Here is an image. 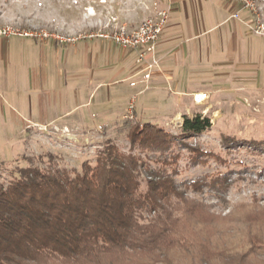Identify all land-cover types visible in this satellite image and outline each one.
<instances>
[{
	"label": "rangeland",
	"instance_id": "rangeland-1",
	"mask_svg": "<svg viewBox=\"0 0 264 264\" xmlns=\"http://www.w3.org/2000/svg\"><path fill=\"white\" fill-rule=\"evenodd\" d=\"M157 10L169 13L156 48L160 70L134 88L137 53L115 44L111 34L136 28ZM2 26L34 37L0 38L1 182L8 184L19 168L48 167L51 156L60 167L80 171L83 163H95L107 140L128 153L121 129L134 102L130 120L156 123L175 136L184 115L210 117L211 129L190 146L226 162L191 166L190 152L176 148V179L183 184L230 173L232 187L225 200L208 189L190 192L192 198L223 215L255 200L264 207V0H0ZM187 92L210 98L197 106L192 94L180 95ZM225 137L252 146L229 152ZM255 226L229 223L226 240L238 245Z\"/></svg>",
	"mask_w": 264,
	"mask_h": 264
},
{
	"label": "trees",
	"instance_id": "trees-1",
	"mask_svg": "<svg viewBox=\"0 0 264 264\" xmlns=\"http://www.w3.org/2000/svg\"><path fill=\"white\" fill-rule=\"evenodd\" d=\"M211 127L210 117L184 115L175 136L156 123L125 119L128 153L107 140L95 163H83L80 171L60 167L53 156L46 168H19L8 184L0 181V264H264V207L258 201L223 215L190 196L208 189L225 200L230 173L177 182L176 148L190 152L191 166L226 162L190 146ZM223 141L229 152L252 146ZM244 221L257 231L238 245L226 240L229 223Z\"/></svg>",
	"mask_w": 264,
	"mask_h": 264
},
{
	"label": "built area",
	"instance_id": "built-area-1",
	"mask_svg": "<svg viewBox=\"0 0 264 264\" xmlns=\"http://www.w3.org/2000/svg\"><path fill=\"white\" fill-rule=\"evenodd\" d=\"M169 20V13L166 10H157L155 17L145 19L136 28L128 26L116 28L111 34L115 44L122 48L132 49L137 53V63L140 70L130 78V86L137 87L140 84L149 83L155 74L160 70V58L156 56V48L161 34ZM11 36L34 37V34L20 31L11 26L0 27V38L9 39ZM139 77V78H137ZM141 94V93H139ZM137 95L132 96L135 101ZM193 102L197 106L204 105L210 98L207 92L192 94ZM135 112L134 102L129 105L127 119H133Z\"/></svg>",
	"mask_w": 264,
	"mask_h": 264
},
{
	"label": "crops",
	"instance_id": "crops-1",
	"mask_svg": "<svg viewBox=\"0 0 264 264\" xmlns=\"http://www.w3.org/2000/svg\"><path fill=\"white\" fill-rule=\"evenodd\" d=\"M163 72H170L169 74L172 76V74H171V71L170 70H168L167 68H166V66H164L163 67ZM154 88H156V87H154ZM194 93H197V92H187V93H181L180 95H185V96H188V97H190L191 96V94H194Z\"/></svg>",
	"mask_w": 264,
	"mask_h": 264
}]
</instances>
